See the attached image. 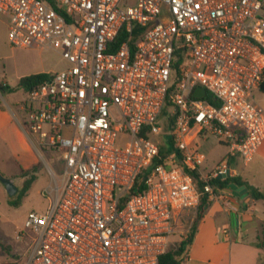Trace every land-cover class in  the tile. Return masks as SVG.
Segmentation results:
<instances>
[{
    "label": "built area",
    "instance_id": "obj_1",
    "mask_svg": "<svg viewBox=\"0 0 264 264\" xmlns=\"http://www.w3.org/2000/svg\"><path fill=\"white\" fill-rule=\"evenodd\" d=\"M0 14L12 47L67 63L20 107L33 149L62 160L25 217V264H157L230 158L264 141V0H0ZM210 135L229 151L205 174L194 141Z\"/></svg>",
    "mask_w": 264,
    "mask_h": 264
},
{
    "label": "rangeland",
    "instance_id": "obj_2",
    "mask_svg": "<svg viewBox=\"0 0 264 264\" xmlns=\"http://www.w3.org/2000/svg\"><path fill=\"white\" fill-rule=\"evenodd\" d=\"M7 22L8 18L0 14V83L8 84L12 88L23 76L41 72L53 73L67 66L65 60L56 51L12 47L7 40ZM1 93L7 102L15 103L13 112L17 117H20V107L26 98V93L21 89L11 92L10 97L5 92L0 91ZM253 96L256 103L264 108V93L255 90ZM165 120L166 115L162 114L161 123ZM194 144H197L199 153L205 156L202 166V171L205 174L213 170L229 151L226 145L211 135L205 139L199 137ZM40 153L39 155L33 149L19 124L13 118V125L8 128L5 140L0 139V175L10 179L17 187V192L9 195L0 182V242L10 246L8 251L0 247V264L26 263L33 234L24 228L25 217L30 211L42 213L46 210L47 201L40 194L41 190L51 182L46 165L52 168L56 174L62 167L59 155L46 151H40ZM25 169H28L29 175L34 176V180L26 195L22 197L20 204L15 206L11 202L18 198L24 180L20 177V173ZM244 170L250 183L264 191V167L250 163ZM190 226L189 222H183L172 240L178 241L182 234L185 236ZM20 231L25 234L21 240L17 238ZM261 250L264 251V248ZM260 264H264V257Z\"/></svg>",
    "mask_w": 264,
    "mask_h": 264
},
{
    "label": "crops",
    "instance_id": "obj_3",
    "mask_svg": "<svg viewBox=\"0 0 264 264\" xmlns=\"http://www.w3.org/2000/svg\"><path fill=\"white\" fill-rule=\"evenodd\" d=\"M0 85L4 89L3 92L10 97L8 84L1 82ZM13 106L15 103L7 102L1 93V140H5L8 128L13 125V118L19 124V117L13 112ZM227 155L228 153L220 162L224 161ZM250 163L264 167V141ZM249 164H242L238 156L231 157L229 165L234 171L232 177H238L248 186L264 192L252 185L245 176L244 169ZM237 186L247 189L245 185ZM225 189L220 188L216 197L209 199L211 203L197 226L188 256L182 264H260L263 261L264 251L257 247V242L264 228V201L251 198L248 189L245 197L235 196ZM183 237L182 234L179 240Z\"/></svg>",
    "mask_w": 264,
    "mask_h": 264
},
{
    "label": "trees",
    "instance_id": "obj_4",
    "mask_svg": "<svg viewBox=\"0 0 264 264\" xmlns=\"http://www.w3.org/2000/svg\"><path fill=\"white\" fill-rule=\"evenodd\" d=\"M49 77V73H35L27 76H23L18 80V83L15 87L9 88L10 92H14L18 89L23 90L25 93L29 92L31 89H33L35 86L39 85L40 83L47 80ZM259 89L262 93H264V83H261L259 86ZM0 91L3 92L4 89L0 85ZM206 100L215 105L214 100L210 97V95H207ZM169 103L166 102L162 114H166L168 109ZM171 122V120H169ZM147 172H143L135 184V186L132 188L131 192H140L144 188V178L147 176ZM20 177H22L24 180L21 184L18 198L11 202L12 205H19L22 197H24L28 191V189L31 186L32 181L34 180L33 175H29L28 171H21ZM235 183L237 185H245L248 189L249 195L251 198L256 200H263L264 201V192H261L251 186H248L245 182L240 180L238 177H228L223 181L219 180H213V184L217 185L220 188H226L228 184ZM211 201L209 200L207 195H203L200 199V204L198 206L196 215L191 223V226L189 227L187 234L180 240L176 241L173 244H169L166 252L162 254L159 257L157 264H182L184 260L188 256L189 247L193 242V238L197 231V226L201 219L204 217L207 208L209 207ZM0 247L3 250L8 251L10 246H6L0 242ZM257 247L264 248V228L261 230V235L258 237Z\"/></svg>",
    "mask_w": 264,
    "mask_h": 264
},
{
    "label": "water",
    "instance_id": "obj_5",
    "mask_svg": "<svg viewBox=\"0 0 264 264\" xmlns=\"http://www.w3.org/2000/svg\"><path fill=\"white\" fill-rule=\"evenodd\" d=\"M193 95L196 97H205L206 93H205V90L203 88L197 87L193 91ZM223 177L219 176L218 179H221ZM225 177H228V175ZM0 182L3 184L6 192L9 195H12V194L17 192V187L14 185V183L10 179H7V178L3 177L2 175H0ZM225 190L230 192L231 194H233L235 196H240V197L247 196V189L244 186H237L234 183L228 184Z\"/></svg>",
    "mask_w": 264,
    "mask_h": 264
}]
</instances>
